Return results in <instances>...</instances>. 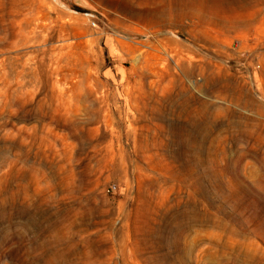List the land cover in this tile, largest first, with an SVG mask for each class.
I'll use <instances>...</instances> for the list:
<instances>
[{"label": "rangeland", "instance_id": "rangeland-1", "mask_svg": "<svg viewBox=\"0 0 264 264\" xmlns=\"http://www.w3.org/2000/svg\"><path fill=\"white\" fill-rule=\"evenodd\" d=\"M227 1L0 0V264H264V0Z\"/></svg>", "mask_w": 264, "mask_h": 264}, {"label": "bare ground", "instance_id": "bare-ground-1", "mask_svg": "<svg viewBox=\"0 0 264 264\" xmlns=\"http://www.w3.org/2000/svg\"><path fill=\"white\" fill-rule=\"evenodd\" d=\"M151 1V0H138ZM191 0H168V15L170 17H187L189 15H197L198 17H203L205 13L213 14L220 18L227 19L230 26H235V19L244 13V10H238L235 8V4H228L223 2V0H198L200 4L195 8L194 12L189 11V6ZM210 2L212 3L210 5ZM180 7V11L177 9ZM147 14V13H146ZM145 14V15H146ZM217 26L221 27L219 23Z\"/></svg>", "mask_w": 264, "mask_h": 264}, {"label": "built area", "instance_id": "built-area-1", "mask_svg": "<svg viewBox=\"0 0 264 264\" xmlns=\"http://www.w3.org/2000/svg\"><path fill=\"white\" fill-rule=\"evenodd\" d=\"M108 189H109V191L113 192V191H115L117 189V185L112 183V184L109 185Z\"/></svg>", "mask_w": 264, "mask_h": 264}]
</instances>
